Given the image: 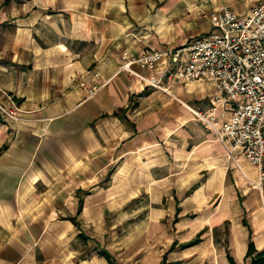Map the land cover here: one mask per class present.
I'll list each match as a JSON object with an SVG mask.
<instances>
[{
  "label": "crops",
  "instance_id": "obj_1",
  "mask_svg": "<svg viewBox=\"0 0 264 264\" xmlns=\"http://www.w3.org/2000/svg\"><path fill=\"white\" fill-rule=\"evenodd\" d=\"M261 3L0 0V88L24 111L0 116V264H109L100 250L115 264H250V240L264 251L263 190L245 192L259 169L197 117H229L213 87L165 79L161 92L121 68L209 34L220 6Z\"/></svg>",
  "mask_w": 264,
  "mask_h": 264
},
{
  "label": "built area",
  "instance_id": "obj_2",
  "mask_svg": "<svg viewBox=\"0 0 264 264\" xmlns=\"http://www.w3.org/2000/svg\"><path fill=\"white\" fill-rule=\"evenodd\" d=\"M211 32L191 39L179 48L148 49L139 58L124 64L123 71L144 81L152 89L167 92L165 79L171 82H199L213 87L214 105L230 115L221 120L215 109L197 114L212 130L233 158L240 150L259 169L258 186L264 182V3L239 15L228 6H220L208 17ZM128 60V54L124 55ZM167 59L165 68L157 64ZM132 63L150 69L143 78L130 69ZM96 90H91L94 94ZM24 111L8 92L0 88V116L21 120Z\"/></svg>",
  "mask_w": 264,
  "mask_h": 264
},
{
  "label": "trees",
  "instance_id": "obj_3",
  "mask_svg": "<svg viewBox=\"0 0 264 264\" xmlns=\"http://www.w3.org/2000/svg\"><path fill=\"white\" fill-rule=\"evenodd\" d=\"M195 244H198V241L190 243L189 246ZM248 247L249 248L246 257L251 259L250 264H264V251L257 253L254 242L252 240L249 241ZM98 253L100 256L107 258L109 264H115L113 258L106 250H100ZM227 257L229 262H231L230 264H237L230 254H228ZM163 264H165V262Z\"/></svg>",
  "mask_w": 264,
  "mask_h": 264
},
{
  "label": "rangeland",
  "instance_id": "obj_4",
  "mask_svg": "<svg viewBox=\"0 0 264 264\" xmlns=\"http://www.w3.org/2000/svg\"><path fill=\"white\" fill-rule=\"evenodd\" d=\"M235 154V153H234ZM233 157H234V155H233ZM233 160V159H232ZM231 167V166H230ZM231 168H233V167H231ZM230 168V169H231ZM238 168V170H240V168H239V166H236V169ZM234 170V169H233ZM241 171V170H240ZM231 176H230V180H231ZM246 181H247V188H246V191L245 192H247L248 191V189H257L258 191L260 190V187L258 186V183H259V181L258 182H252V181H250V180H247V179H245ZM262 190H263V194H264V182H263V185H262ZM239 191V190H238ZM241 193H243V191H242V189H241ZM241 199V201H242V198H240ZM245 216H244V218H243V220L245 221V222H247V224H249V222H250V215H248V213L247 212H245V214H244ZM243 220H242V224H243ZM225 227H227V229H230V228H232V224H229V226L228 225H226L225 224ZM244 230H247L248 231V229L246 228V227H244ZM221 234V233H220ZM216 235L217 236H219V233H216ZM208 235L207 234H203L200 238H198L200 241H201V246H199L198 248H202V246H203V248L206 246V244L204 243L203 244V242L205 241V239L204 238H206ZM225 243L226 242H224V245H225ZM180 244H183V243H180ZM179 247L181 248V246L179 245ZM178 247V248H179ZM198 258V260L199 261H201V258L200 257H197ZM210 258L211 257H206V258H203V260H202V262H204V264H210ZM215 260V259H214ZM202 262H200L199 264H201ZM241 264H246V261H244V263H241Z\"/></svg>",
  "mask_w": 264,
  "mask_h": 264
}]
</instances>
